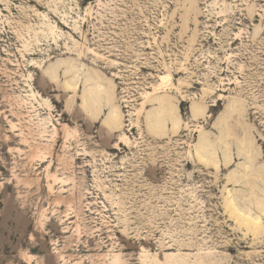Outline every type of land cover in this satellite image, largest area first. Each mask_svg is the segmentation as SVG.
<instances>
[{"label": "rangeland", "instance_id": "obj_1", "mask_svg": "<svg viewBox=\"0 0 264 264\" xmlns=\"http://www.w3.org/2000/svg\"><path fill=\"white\" fill-rule=\"evenodd\" d=\"M262 202L264 0H0V264H264Z\"/></svg>", "mask_w": 264, "mask_h": 264}, {"label": "bare ground", "instance_id": "obj_2", "mask_svg": "<svg viewBox=\"0 0 264 264\" xmlns=\"http://www.w3.org/2000/svg\"><path fill=\"white\" fill-rule=\"evenodd\" d=\"M169 77V75L168 74H166V75H164V76H162L160 79H161V82H164L165 80H167V78ZM97 87V86H96ZM99 87V86H98ZM98 92V94H100V92H99V89H97L96 91H91L90 92V97L88 96V98H86V97H83V104H84V106L85 107H87V108H90L91 109V107H92V105H93V103H94V101H95V99H97L98 98V95H96V93ZM160 111L161 112H165V110H166V106L164 105V104H160ZM193 110H195V106H193ZM193 110H192V112H193ZM194 113V112H193ZM113 114H114V112H113ZM108 123H110V122H116V123H118V118L117 117H113L112 115L109 117V119H108V121H107ZM154 124H156V123H154ZM177 124V122L175 121L174 122V126ZM161 128H162V126H160V125H157L154 129H156L157 131H161ZM204 141V140H203ZM205 143H208V139L206 140V138H205ZM204 143V142H203ZM211 143V142H210ZM240 146H239V149L240 150H242L243 151V153L245 154V156L247 157V152H246V142L245 141H243V140H241L240 141V144H239ZM201 149H204V147H203V144L201 145V147L197 150V152H198V156L199 157H201V158H204L205 157V153H208L207 152V150L205 149V151L204 150H201ZM221 154H222V157L224 158V162H228L229 161V152H228V149L227 148H221ZM209 157H207L206 158V160L208 159ZM209 160H212V158H209ZM262 205H264V203L262 202ZM238 219V218H237ZM257 219L258 218H256V219H252V223L253 224H257ZM242 221H246V222H249L248 220H246V219H242Z\"/></svg>", "mask_w": 264, "mask_h": 264}]
</instances>
